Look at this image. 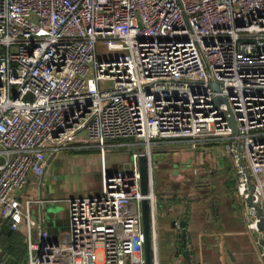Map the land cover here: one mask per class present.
Segmentation results:
<instances>
[{
	"label": "built area",
	"instance_id": "1",
	"mask_svg": "<svg viewBox=\"0 0 264 264\" xmlns=\"http://www.w3.org/2000/svg\"><path fill=\"white\" fill-rule=\"evenodd\" d=\"M215 141L235 163L239 215L262 235L239 155L264 213V0H0V231L25 235L27 264H146L145 198L158 264L152 147ZM84 148L129 150L131 167L66 200L70 241L52 242L31 213L45 202L25 190L53 156Z\"/></svg>",
	"mask_w": 264,
	"mask_h": 264
},
{
	"label": "crops",
	"instance_id": "2",
	"mask_svg": "<svg viewBox=\"0 0 264 264\" xmlns=\"http://www.w3.org/2000/svg\"><path fill=\"white\" fill-rule=\"evenodd\" d=\"M169 148L155 147L171 151ZM178 152L184 159L191 152L194 167L169 175L158 190L154 185L158 264H264L263 248L256 243L263 234L250 231L239 215L235 163L225 155L221 142L200 143L198 150L186 148L174 154ZM216 158L225 159V166H219ZM131 162L132 153L126 149L106 153L98 148L61 151L50 159L43 176H30L24 198L45 202L32 204L33 219L38 221L43 216L52 242L68 243L66 200L101 195L104 174L127 170ZM83 174L90 180H82L84 191L76 196L74 181ZM4 228L10 230L8 226L1 230Z\"/></svg>",
	"mask_w": 264,
	"mask_h": 264
},
{
	"label": "rangeland",
	"instance_id": "3",
	"mask_svg": "<svg viewBox=\"0 0 264 264\" xmlns=\"http://www.w3.org/2000/svg\"><path fill=\"white\" fill-rule=\"evenodd\" d=\"M105 48L100 46L98 48V54L100 58L104 57L105 54ZM222 144V149L225 152V155H227V151H226V142H221ZM191 149L194 151V149L190 146H188L187 144L185 145H180V144H170V150L171 151H163V150H157L155 149V147H152V151H153V156H154V160H155V168H154V173H153V178H154V185H156L157 190L159 189V187L164 184V182L166 181V178H168L169 175L172 176H176L178 175L177 172H175L176 170H181L182 172H184V170L186 168H192L194 167V164L192 163V158H191V152L189 153V156H187L185 159L182 157V154H180L178 152L177 155L174 154V152L176 153L178 150H184V149ZM174 151V152H173ZM190 151V150H189ZM185 152V151H184ZM187 153V154H188ZM216 161L219 163V166H225L224 161L225 159L223 158H216ZM91 178L93 176V174H90ZM169 179V178H168ZM82 180H86V182H88L90 180V177L88 176V174H83V175H78L76 176V179L74 181V185L76 186V191H75V195L76 196H80L82 194V192L84 191V189H82L83 187V181ZM25 200V198H23ZM133 210L136 209V203L133 202ZM31 212L33 214V216H35V208L32 206L31 208ZM2 254V251H1Z\"/></svg>",
	"mask_w": 264,
	"mask_h": 264
},
{
	"label": "water",
	"instance_id": "4",
	"mask_svg": "<svg viewBox=\"0 0 264 264\" xmlns=\"http://www.w3.org/2000/svg\"><path fill=\"white\" fill-rule=\"evenodd\" d=\"M212 87L219 91L220 85L218 83H212ZM222 102H226L224 98L221 96H217L215 98V103L220 104ZM229 121L231 123V126L234 129L235 135H238L239 129L238 125L236 123L235 117L231 115L229 117ZM240 151H242L241 146H240ZM239 164L243 168L246 177L248 179L249 185H250V196L248 198V204L250 207L255 208L257 211V215L259 217L258 221V228L262 231L263 233V240L262 244L264 245V213L262 208L253 203V192H254V185L251 181L250 173L248 172L246 165L243 160L242 153L239 155ZM139 165H140V174H141V188H142V194L144 196H147L149 193V183H150V173L148 170V163H147V158L146 156L142 155L139 160ZM175 172H178L176 170ZM142 214H143V226H144V233H145V258H146V264H153V247H152V238H151V223H152V212H151V204L150 201L145 198L142 201ZM184 256L188 258L187 253H184Z\"/></svg>",
	"mask_w": 264,
	"mask_h": 264
},
{
	"label": "trees",
	"instance_id": "5",
	"mask_svg": "<svg viewBox=\"0 0 264 264\" xmlns=\"http://www.w3.org/2000/svg\"><path fill=\"white\" fill-rule=\"evenodd\" d=\"M1 257L7 264H27L28 251L25 235L8 228L0 231Z\"/></svg>",
	"mask_w": 264,
	"mask_h": 264
}]
</instances>
